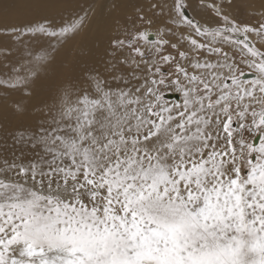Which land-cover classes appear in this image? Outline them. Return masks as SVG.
Listing matches in <instances>:
<instances>
[{"label": "snow or ice", "instance_id": "snow-or-ice-1", "mask_svg": "<svg viewBox=\"0 0 264 264\" xmlns=\"http://www.w3.org/2000/svg\"><path fill=\"white\" fill-rule=\"evenodd\" d=\"M52 2L0 0L6 93L31 96L83 29V10L6 22ZM144 5L142 27L111 42V75L65 90L35 130L4 132L0 264H264V12L242 23L227 0Z\"/></svg>", "mask_w": 264, "mask_h": 264}, {"label": "bare ground", "instance_id": "bare-ground-1", "mask_svg": "<svg viewBox=\"0 0 264 264\" xmlns=\"http://www.w3.org/2000/svg\"><path fill=\"white\" fill-rule=\"evenodd\" d=\"M233 1L227 0L231 7H227L225 11L238 20L235 5L232 4ZM129 3L128 0H54L39 14H29L17 7H11L6 11V22L16 24L39 19L40 15H47L56 23H60L61 18L68 19L71 14L77 12L83 14L81 10L88 13V19L78 34L59 47V51L55 54V62L50 66L49 71L42 75L31 96H27L19 90L6 93L4 89L0 88V147L3 145L5 131L11 133L17 129L26 128L35 130L39 120L48 117L49 109H55L59 106L65 90L73 93L71 98L75 99L77 90L81 88L91 90L88 82L89 75L95 72H100L105 77L111 75V73L105 72V68L111 59L109 48L107 49L109 45L106 31H108L107 28L110 29L109 26L112 21L108 19L109 17L112 19L114 14L120 15L118 11L123 12ZM140 3L141 7L145 6L144 0ZM245 5L244 10L257 17H260V14L264 12V0H246ZM198 11L196 14L190 11V14L196 15L197 19L204 18L206 14H197ZM101 25L103 28L99 30ZM157 27L160 26L157 25ZM180 29L181 26L178 30ZM149 30L154 34V37L149 39L155 40L157 29L154 26ZM170 39L176 41L178 38L172 37ZM258 43L260 42L258 41ZM21 50L23 51V49ZM28 59L31 58L26 55H19L15 51L8 56V60L17 66ZM4 65L5 61L0 58V75L11 70L10 67L6 69ZM112 86L116 87L117 85L113 84ZM171 93L180 95L179 98H169L176 100L172 101L171 104L182 103L181 92ZM18 101L23 102L27 109L24 114H18L15 109V104ZM7 143H12L10 137Z\"/></svg>", "mask_w": 264, "mask_h": 264}, {"label": "rangeland", "instance_id": "rangeland-1", "mask_svg": "<svg viewBox=\"0 0 264 264\" xmlns=\"http://www.w3.org/2000/svg\"><path fill=\"white\" fill-rule=\"evenodd\" d=\"M140 1H142V0H128V2H130V3L128 4L126 9L123 10V12L118 11V14H120V15L114 14L112 16V19L109 17L108 20H111L113 22V23L111 22V25L109 26L110 29L107 28L108 31H106L107 32L106 36H108V45H109L107 47V49L109 48L110 52L112 51L111 42L113 39L126 38L127 33L129 31H131L133 29V27H135L136 29H140L142 27V25L138 21V16H137L138 8L141 7ZM232 4L235 5V12H237L236 15H237L239 22L256 23L260 19V17H257L254 14H250L244 10L246 8V5H245L246 0H234ZM238 9H240V10H238ZM192 13L196 14V12H192ZM113 24H114V26H113ZM102 28H103V26L101 25L99 30H102ZM155 28L158 29L157 25L155 26ZM85 29L88 31L87 28H85ZM178 32L186 34V29L183 26H181V29L178 30ZM172 37L178 38V36H172ZM172 37H168V38H172ZM173 42H175V41L173 40ZM145 47H147V45H145ZM167 51H173V50L168 49ZM125 71H128V70L125 69ZM165 71H167L166 66H165ZM245 71H247V69H245ZM170 92H179V91L168 90L166 92V94H168ZM166 99L170 104L172 103V101H176V100H170L168 97H166ZM177 102H179V101H177Z\"/></svg>", "mask_w": 264, "mask_h": 264}, {"label": "water", "instance_id": "water-1", "mask_svg": "<svg viewBox=\"0 0 264 264\" xmlns=\"http://www.w3.org/2000/svg\"><path fill=\"white\" fill-rule=\"evenodd\" d=\"M189 15H191L190 14V12L188 13ZM154 34H152V35H150V37L149 38H153L154 36H153ZM252 74L251 73H248V76L250 77ZM166 97H168V98H179L180 97V95L178 94V93H168V94H166Z\"/></svg>", "mask_w": 264, "mask_h": 264}]
</instances>
